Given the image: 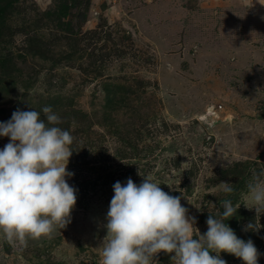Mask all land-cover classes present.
<instances>
[{
  "label": "rangeland",
  "instance_id": "1",
  "mask_svg": "<svg viewBox=\"0 0 264 264\" xmlns=\"http://www.w3.org/2000/svg\"><path fill=\"white\" fill-rule=\"evenodd\" d=\"M53 2L14 1L29 10L13 13L12 46L1 49L14 53L18 72L0 95V122L17 109L80 112L66 125L74 136L67 182L77 201L71 223L51 238L23 247L0 233V264H102L112 186L129 177L180 196L201 234L208 215L222 210L220 182L232 183L238 209L228 226L253 241L264 264V214L246 188L253 173L264 172V0H82L68 17L79 38L61 39L45 24L34 29L48 56L72 55L50 68V60L18 58L26 38L13 30L27 24L23 17L33 28L32 18ZM8 142L0 137V149ZM250 222L259 230L244 231ZM171 255L155 258L176 264Z\"/></svg>",
  "mask_w": 264,
  "mask_h": 264
},
{
  "label": "clouds",
  "instance_id": "2",
  "mask_svg": "<svg viewBox=\"0 0 264 264\" xmlns=\"http://www.w3.org/2000/svg\"><path fill=\"white\" fill-rule=\"evenodd\" d=\"M41 111L17 109L0 122V137L9 138L0 149V233L10 245L27 247L29 240L51 238L71 223L77 201V189L67 182L73 176L67 164L74 136L61 127L64 120L51 106ZM112 188L102 264H159L155 257L160 252L173 254L176 264H227L221 252L243 264H258L262 254L253 241L239 238L225 223L238 209L231 199L232 183L220 182L226 197L220 201L223 211L208 215L203 234L181 197L154 180L144 178L137 185L129 177ZM246 188L252 208L264 214V172L253 173ZM259 227L250 222L243 230Z\"/></svg>",
  "mask_w": 264,
  "mask_h": 264
},
{
  "label": "trees",
  "instance_id": "3",
  "mask_svg": "<svg viewBox=\"0 0 264 264\" xmlns=\"http://www.w3.org/2000/svg\"><path fill=\"white\" fill-rule=\"evenodd\" d=\"M15 0H0V95L6 94L8 95L9 91L11 90L9 83L12 82V76L17 73L18 70L14 68V56L12 51H7L6 53L2 54L3 51L1 49H7L8 47L12 46V37L14 36L12 32H10L9 27V20H11V17L15 11H22L25 12L26 10H29V7H16L14 6ZM82 4V0H54L53 5L40 12V16H37V18H32V24L33 28H30L27 24L31 25L30 22L23 17V21L27 22V24L21 25L19 29L13 30V31H20L25 35V48L26 51L18 55V58H25L27 55H30L32 57H40L45 60H50V68L57 66L60 62L63 61H69L72 58V55L67 51H62L59 55H52L48 56L47 51L49 50V44H47L42 40L43 36H41L39 33H37L35 27L40 28L41 24H45L48 26L52 32L53 35H58L57 33L60 32V38H66L69 40V37L73 38H79L78 35L81 32V28L79 25L76 27L74 25L73 18L68 19L69 16L72 14L73 8H78ZM22 10H20V9ZM35 10V9H34ZM82 15L80 17V20L84 19V14H81L78 12L76 14ZM75 46L72 47L73 51ZM69 48V47H68ZM46 50V51H45ZM45 51V52H43ZM107 106V105H106ZM109 106V105H108ZM64 120V123L61 125V127L68 130L67 124L72 122V120H75L78 114L77 110H72L66 112V110H63L62 112L58 113ZM73 145H71L72 148ZM74 154V150H73ZM225 172V171H223ZM221 176V175H219ZM244 177V176H243ZM242 179L239 180V183H241ZM223 209L221 210V212ZM229 220H226L225 223L229 224Z\"/></svg>",
  "mask_w": 264,
  "mask_h": 264
},
{
  "label": "built area",
  "instance_id": "4",
  "mask_svg": "<svg viewBox=\"0 0 264 264\" xmlns=\"http://www.w3.org/2000/svg\"><path fill=\"white\" fill-rule=\"evenodd\" d=\"M214 107H216V106H211V108H210L209 110L211 111V113L214 112V114H215V112H216V108H214ZM218 108H219V107H218Z\"/></svg>",
  "mask_w": 264,
  "mask_h": 264
},
{
  "label": "water",
  "instance_id": "5",
  "mask_svg": "<svg viewBox=\"0 0 264 264\" xmlns=\"http://www.w3.org/2000/svg\"><path fill=\"white\" fill-rule=\"evenodd\" d=\"M228 118L226 117L225 119H224V121H226ZM164 252H160V253H158L157 254V256H160L161 254H163Z\"/></svg>",
  "mask_w": 264,
  "mask_h": 264
},
{
  "label": "crops",
  "instance_id": "6",
  "mask_svg": "<svg viewBox=\"0 0 264 264\" xmlns=\"http://www.w3.org/2000/svg\"><path fill=\"white\" fill-rule=\"evenodd\" d=\"M238 264H242V263H238Z\"/></svg>",
  "mask_w": 264,
  "mask_h": 264
}]
</instances>
